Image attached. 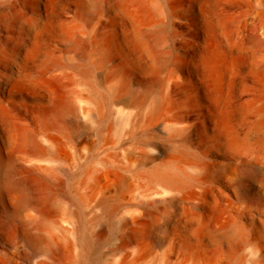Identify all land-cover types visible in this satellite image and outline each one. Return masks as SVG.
Returning <instances> with one entry per match:
<instances>
[{
	"label": "bare ground",
	"instance_id": "1",
	"mask_svg": "<svg viewBox=\"0 0 264 264\" xmlns=\"http://www.w3.org/2000/svg\"><path fill=\"white\" fill-rule=\"evenodd\" d=\"M0 264H264V0H0Z\"/></svg>",
	"mask_w": 264,
	"mask_h": 264
}]
</instances>
